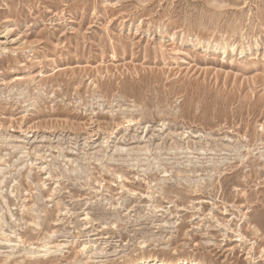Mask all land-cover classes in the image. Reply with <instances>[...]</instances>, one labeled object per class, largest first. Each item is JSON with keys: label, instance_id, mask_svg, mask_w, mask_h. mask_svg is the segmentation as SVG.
<instances>
[{"label": "rangeland", "instance_id": "1", "mask_svg": "<svg viewBox=\"0 0 264 264\" xmlns=\"http://www.w3.org/2000/svg\"><path fill=\"white\" fill-rule=\"evenodd\" d=\"M138 260L264 264V0H0V264Z\"/></svg>", "mask_w": 264, "mask_h": 264}, {"label": "bare ground", "instance_id": "2", "mask_svg": "<svg viewBox=\"0 0 264 264\" xmlns=\"http://www.w3.org/2000/svg\"><path fill=\"white\" fill-rule=\"evenodd\" d=\"M86 217V216H85ZM84 217V218H85ZM87 219H88V217H87ZM142 245V244H141ZM149 263H155V264H159V261H155L154 262V260L153 261H150ZM134 264H145V261H143V260H138L137 262H135ZM146 264H148V263H146ZM179 264H187V263H184V261L182 260V261H179Z\"/></svg>", "mask_w": 264, "mask_h": 264}]
</instances>
